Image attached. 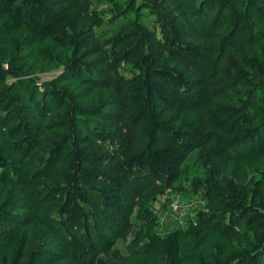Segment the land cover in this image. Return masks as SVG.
Segmentation results:
<instances>
[{
    "label": "trees",
    "instance_id": "1",
    "mask_svg": "<svg viewBox=\"0 0 264 264\" xmlns=\"http://www.w3.org/2000/svg\"><path fill=\"white\" fill-rule=\"evenodd\" d=\"M83 2L0 0V264H264V0Z\"/></svg>",
    "mask_w": 264,
    "mask_h": 264
},
{
    "label": "rangeland",
    "instance_id": "2",
    "mask_svg": "<svg viewBox=\"0 0 264 264\" xmlns=\"http://www.w3.org/2000/svg\"><path fill=\"white\" fill-rule=\"evenodd\" d=\"M72 5L74 6H82L84 3L83 0H71ZM104 17H107L108 13H103ZM195 35L203 34V32L199 29L194 30ZM57 69L48 71V72H42L39 73V79H47L52 76H54L57 73ZM223 161V160H222ZM239 160L232 159L230 161H223L221 164L222 167L231 166L235 172H238L240 170ZM178 189L176 188H166L162 192L155 193L154 199L151 200V207L153 208V211L158 215L159 217V224L156 227V230L160 234H165L170 232L175 227H184L185 221L188 217H191L192 212V203L189 201H183L179 199L178 197ZM177 204V208H173V204ZM129 234H126V239L123 240L124 237H122V240L119 239L118 245L122 246L128 241ZM120 238V237H118ZM152 247V245L150 246Z\"/></svg>",
    "mask_w": 264,
    "mask_h": 264
},
{
    "label": "built area",
    "instance_id": "3",
    "mask_svg": "<svg viewBox=\"0 0 264 264\" xmlns=\"http://www.w3.org/2000/svg\"><path fill=\"white\" fill-rule=\"evenodd\" d=\"M172 207H173L174 209L177 208V204L174 203V204L172 205Z\"/></svg>",
    "mask_w": 264,
    "mask_h": 264
}]
</instances>
